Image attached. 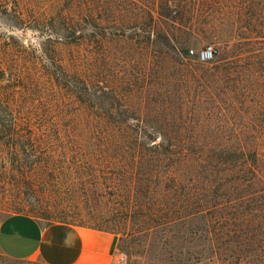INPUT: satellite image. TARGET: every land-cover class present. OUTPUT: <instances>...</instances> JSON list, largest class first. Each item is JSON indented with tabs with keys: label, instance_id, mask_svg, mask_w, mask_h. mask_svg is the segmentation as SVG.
Segmentation results:
<instances>
[{
	"label": "rangeland",
	"instance_id": "obj_1",
	"mask_svg": "<svg viewBox=\"0 0 264 264\" xmlns=\"http://www.w3.org/2000/svg\"><path fill=\"white\" fill-rule=\"evenodd\" d=\"M241 152L264 184V0H0V215L108 231L127 264H218L177 158Z\"/></svg>",
	"mask_w": 264,
	"mask_h": 264
},
{
	"label": "trees",
	"instance_id": "obj_2",
	"mask_svg": "<svg viewBox=\"0 0 264 264\" xmlns=\"http://www.w3.org/2000/svg\"><path fill=\"white\" fill-rule=\"evenodd\" d=\"M183 54L187 51L183 50ZM215 56L214 49L213 58ZM100 142L101 145L107 143L104 139ZM152 145L154 151L148 154L147 164L154 167L152 174L160 182L163 169L159 170V162L167 156L156 149L162 145ZM177 159L193 161L198 172L203 173L202 184L193 185L192 190L185 189L180 201L184 210L191 208L193 217L202 219V238L208 253L218 264H264V184L253 169L257 163L256 153L196 157L180 154ZM179 184L170 189L175 191ZM187 217L191 219V214ZM189 235L199 238L197 230H191Z\"/></svg>",
	"mask_w": 264,
	"mask_h": 264
},
{
	"label": "crops",
	"instance_id": "obj_3",
	"mask_svg": "<svg viewBox=\"0 0 264 264\" xmlns=\"http://www.w3.org/2000/svg\"><path fill=\"white\" fill-rule=\"evenodd\" d=\"M115 236L66 222L45 223L33 216L0 215V255L42 264H113Z\"/></svg>",
	"mask_w": 264,
	"mask_h": 264
},
{
	"label": "built area",
	"instance_id": "obj_4",
	"mask_svg": "<svg viewBox=\"0 0 264 264\" xmlns=\"http://www.w3.org/2000/svg\"><path fill=\"white\" fill-rule=\"evenodd\" d=\"M190 54L200 62H208L213 59L214 49L210 45H205L197 51L190 50ZM113 264H127V255L124 252L116 251Z\"/></svg>",
	"mask_w": 264,
	"mask_h": 264
}]
</instances>
